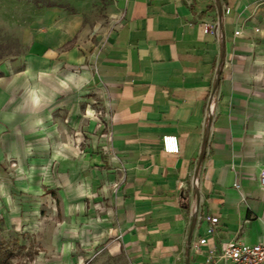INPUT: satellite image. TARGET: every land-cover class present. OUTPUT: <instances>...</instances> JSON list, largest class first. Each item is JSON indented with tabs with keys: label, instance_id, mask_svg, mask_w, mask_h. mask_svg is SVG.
<instances>
[{
	"label": "crops",
	"instance_id": "obj_1",
	"mask_svg": "<svg viewBox=\"0 0 264 264\" xmlns=\"http://www.w3.org/2000/svg\"><path fill=\"white\" fill-rule=\"evenodd\" d=\"M19 9L20 51L0 55L2 231L58 254L44 264H203L264 239V0Z\"/></svg>",
	"mask_w": 264,
	"mask_h": 264
},
{
	"label": "rangeland",
	"instance_id": "obj_2",
	"mask_svg": "<svg viewBox=\"0 0 264 264\" xmlns=\"http://www.w3.org/2000/svg\"><path fill=\"white\" fill-rule=\"evenodd\" d=\"M109 0H0V55L9 56L20 51L17 42L14 22L22 18L19 8L25 5L59 4L67 10H79L87 17L100 19L106 16L105 9ZM17 24V23H16ZM0 246L11 250L9 262L11 264H44L52 262L57 253L39 252V246L30 236H19L15 231H2L0 228ZM72 253L71 257H74ZM77 258L78 256L75 255ZM72 260V259H70ZM98 260V259H97ZM88 259L86 256L78 257L70 264H99L100 261Z\"/></svg>",
	"mask_w": 264,
	"mask_h": 264
},
{
	"label": "built area",
	"instance_id": "obj_3",
	"mask_svg": "<svg viewBox=\"0 0 264 264\" xmlns=\"http://www.w3.org/2000/svg\"><path fill=\"white\" fill-rule=\"evenodd\" d=\"M222 11L227 13L229 11L228 5H223ZM220 22L215 24H209L208 22L204 25L205 32H214L216 33ZM239 31L236 30L235 34H238ZM222 60L218 62L217 69L221 66ZM207 99L205 105V120L207 124L213 116V93ZM160 142L163 151L168 153H177L179 151L178 140L175 134H163L160 137ZM260 182L264 184V170L260 174ZM192 186H196V175L191 178ZM235 187H239L237 182L234 183ZM196 215L193 216V220ZM208 226L206 228L207 233H213L215 226L217 224L218 218L215 215H210L207 217ZM206 243V237L201 236L194 241L189 242V247L197 250L200 245ZM264 264V239L255 242V243H245L241 241H229L227 242L218 253L208 252L205 257L203 264Z\"/></svg>",
	"mask_w": 264,
	"mask_h": 264
},
{
	"label": "trees",
	"instance_id": "obj_4",
	"mask_svg": "<svg viewBox=\"0 0 264 264\" xmlns=\"http://www.w3.org/2000/svg\"><path fill=\"white\" fill-rule=\"evenodd\" d=\"M11 253V250H6L3 246H0V264H11L9 262Z\"/></svg>",
	"mask_w": 264,
	"mask_h": 264
},
{
	"label": "clouds",
	"instance_id": "obj_5",
	"mask_svg": "<svg viewBox=\"0 0 264 264\" xmlns=\"http://www.w3.org/2000/svg\"><path fill=\"white\" fill-rule=\"evenodd\" d=\"M37 100H40V102H41V98L40 97L33 95L32 103H33L34 106H39V104L36 103Z\"/></svg>",
	"mask_w": 264,
	"mask_h": 264
},
{
	"label": "snow or ice",
	"instance_id": "obj_6",
	"mask_svg": "<svg viewBox=\"0 0 264 264\" xmlns=\"http://www.w3.org/2000/svg\"><path fill=\"white\" fill-rule=\"evenodd\" d=\"M36 103L39 104L40 103V100H37ZM65 147H67V146H65Z\"/></svg>",
	"mask_w": 264,
	"mask_h": 264
}]
</instances>
